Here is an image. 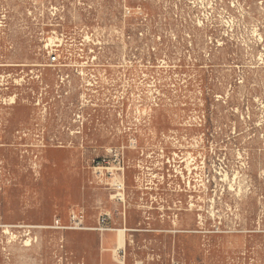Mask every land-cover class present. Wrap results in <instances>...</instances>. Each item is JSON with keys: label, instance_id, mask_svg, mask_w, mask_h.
I'll list each match as a JSON object with an SVG mask.
<instances>
[{"label": "rangeland", "instance_id": "1", "mask_svg": "<svg viewBox=\"0 0 264 264\" xmlns=\"http://www.w3.org/2000/svg\"><path fill=\"white\" fill-rule=\"evenodd\" d=\"M0 264H264V0H0Z\"/></svg>", "mask_w": 264, "mask_h": 264}, {"label": "built area", "instance_id": "2", "mask_svg": "<svg viewBox=\"0 0 264 264\" xmlns=\"http://www.w3.org/2000/svg\"><path fill=\"white\" fill-rule=\"evenodd\" d=\"M49 60H50V61H55V60H56V57L53 56V55H51V56L49 57Z\"/></svg>", "mask_w": 264, "mask_h": 264}, {"label": "bare ground", "instance_id": "3", "mask_svg": "<svg viewBox=\"0 0 264 264\" xmlns=\"http://www.w3.org/2000/svg\"><path fill=\"white\" fill-rule=\"evenodd\" d=\"M117 237H118V235H117Z\"/></svg>", "mask_w": 264, "mask_h": 264}]
</instances>
